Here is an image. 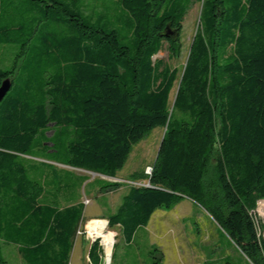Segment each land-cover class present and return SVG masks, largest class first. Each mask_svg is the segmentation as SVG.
<instances>
[{
    "label": "trees",
    "instance_id": "trees-1",
    "mask_svg": "<svg viewBox=\"0 0 264 264\" xmlns=\"http://www.w3.org/2000/svg\"><path fill=\"white\" fill-rule=\"evenodd\" d=\"M112 2L93 15L87 0H0V48L13 56L0 58V87L12 82L0 104V264L8 245L24 264H70L86 208L72 192L90 178L59 166L116 178L159 127L153 174L135 177L150 186H131L104 216L109 227L130 244L187 198L240 252L224 264H264L254 218L264 201V0ZM197 2L180 72L158 55L168 45L180 56ZM94 182L101 193L121 187ZM104 250L93 242L88 263L104 264ZM150 257L165 262L159 247Z\"/></svg>",
    "mask_w": 264,
    "mask_h": 264
},
{
    "label": "rangeland",
    "instance_id": "rangeland-1",
    "mask_svg": "<svg viewBox=\"0 0 264 264\" xmlns=\"http://www.w3.org/2000/svg\"><path fill=\"white\" fill-rule=\"evenodd\" d=\"M90 12H102L113 6L112 0H87ZM202 4L195 3L187 14L183 23L182 50L179 57L172 58L165 46L158 58L167 61L171 67L183 71L191 50L192 43L200 26ZM0 48V58L12 59L10 53H4ZM176 90L173 92L171 104L173 105ZM180 118L181 116L178 115ZM166 129L161 127L152 130L147 137L133 147L132 153L125 167L117 173L116 178H109L92 172L72 168L64 169L75 175L87 176L90 180L80 189L72 192L73 198L80 199L86 206L84 220L75 239V246L70 264H89L88 251L93 243L90 233L92 220L104 219L111 212H115L121 204L124 195L131 186L148 184L150 176L147 170L153 167L163 141ZM51 135V133H49ZM65 168L64 166H59ZM145 179H135L138 176ZM135 179V180H134ZM104 180L121 184L120 189L114 192H100L101 182ZM89 184V185H87ZM185 198L182 202L174 204L170 210H158L147 227L140 228L130 244L126 242L119 227L105 229L115 238L110 264H151L150 251L152 247H159L165 255L164 264H224L228 260L238 261L241 254L228 236L220 229L213 219L199 206L192 205ZM263 202V201H261ZM258 207L254 213L256 223L264 224ZM188 203V204H187ZM260 234L264 237V231ZM101 244L104 248L101 238ZM97 239V240H98ZM105 252V251H104ZM5 253L9 264H24L16 247L5 246ZM104 253V264H106Z\"/></svg>",
    "mask_w": 264,
    "mask_h": 264
},
{
    "label": "bare ground",
    "instance_id": "bare-ground-1",
    "mask_svg": "<svg viewBox=\"0 0 264 264\" xmlns=\"http://www.w3.org/2000/svg\"><path fill=\"white\" fill-rule=\"evenodd\" d=\"M259 212L262 218L264 219V201L261 202L260 204ZM89 224H90V233L92 237L101 238L103 240V243L105 245V253L107 255L106 264H110L112 251L115 244V238L111 233L105 231V229L108 226L107 221L92 220L89 222Z\"/></svg>",
    "mask_w": 264,
    "mask_h": 264
},
{
    "label": "water",
    "instance_id": "water-1",
    "mask_svg": "<svg viewBox=\"0 0 264 264\" xmlns=\"http://www.w3.org/2000/svg\"><path fill=\"white\" fill-rule=\"evenodd\" d=\"M12 87V82L10 79L5 80L1 87H0V104L2 103V101L4 100V98L6 97V95L9 93L10 89ZM163 143V141H162ZM162 145V144H161ZM95 174V173H93ZM108 223V222H107ZM98 239V238H97ZM97 239H95L93 242H95Z\"/></svg>",
    "mask_w": 264,
    "mask_h": 264
},
{
    "label": "built area",
    "instance_id": "built-area-1",
    "mask_svg": "<svg viewBox=\"0 0 264 264\" xmlns=\"http://www.w3.org/2000/svg\"><path fill=\"white\" fill-rule=\"evenodd\" d=\"M150 177L152 176V174H153V167H151V168H149L148 170H147V172H146ZM140 186H146V187H149L150 186V184L148 183V184H141ZM97 239V238H96ZM95 239H93V241H94ZM105 251V250H104Z\"/></svg>",
    "mask_w": 264,
    "mask_h": 264
},
{
    "label": "crops",
    "instance_id": "crops-1",
    "mask_svg": "<svg viewBox=\"0 0 264 264\" xmlns=\"http://www.w3.org/2000/svg\"><path fill=\"white\" fill-rule=\"evenodd\" d=\"M64 169H70V170H72V168H70V167H65ZM186 201H188V202H190L192 205H196L194 202H192L191 200H186ZM188 204V203H187ZM74 250V249H73ZM73 254V253H72Z\"/></svg>",
    "mask_w": 264,
    "mask_h": 264
}]
</instances>
